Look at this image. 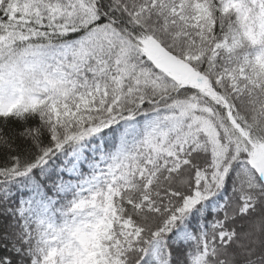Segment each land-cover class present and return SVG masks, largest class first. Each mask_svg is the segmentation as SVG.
Wrapping results in <instances>:
<instances>
[{
  "label": "snow or ice",
  "instance_id": "obj_1",
  "mask_svg": "<svg viewBox=\"0 0 264 264\" xmlns=\"http://www.w3.org/2000/svg\"><path fill=\"white\" fill-rule=\"evenodd\" d=\"M0 264H264V0H0Z\"/></svg>",
  "mask_w": 264,
  "mask_h": 264
}]
</instances>
